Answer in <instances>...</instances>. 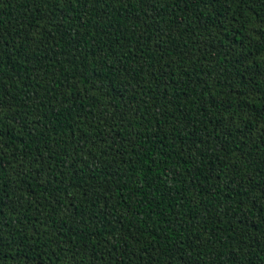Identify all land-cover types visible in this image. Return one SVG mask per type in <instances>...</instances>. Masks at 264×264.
Here are the masks:
<instances>
[{
    "label": "trees",
    "instance_id": "obj_1",
    "mask_svg": "<svg viewBox=\"0 0 264 264\" xmlns=\"http://www.w3.org/2000/svg\"><path fill=\"white\" fill-rule=\"evenodd\" d=\"M0 264H264V0H0Z\"/></svg>",
    "mask_w": 264,
    "mask_h": 264
}]
</instances>
